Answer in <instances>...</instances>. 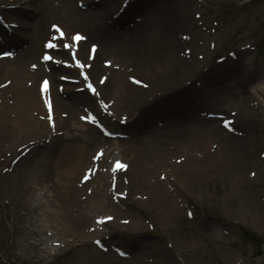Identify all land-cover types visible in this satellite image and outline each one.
<instances>
[{"label":"rangeland","instance_id":"374dc122","mask_svg":"<svg viewBox=\"0 0 264 264\" xmlns=\"http://www.w3.org/2000/svg\"><path fill=\"white\" fill-rule=\"evenodd\" d=\"M146 1L130 13L126 26L134 28L136 25L131 27L134 23L147 20L152 14L154 22L169 19L167 29L173 28V36L162 33L156 42L145 41L142 53L138 54L112 46H103L101 53L118 56L119 63L130 66L131 72L145 84L154 68L164 69L166 73L181 72L179 77L176 76L186 85L177 92L156 99L160 105L168 101L176 103L172 99L177 97L185 98L183 102L186 103L224 108L228 113L235 108V99L244 88L239 89L238 86H245V116L237 117L230 131L218 126L217 122H208L204 131L209 135H202L204 132L196 138H188L184 131H150L146 123L160 115L162 108L159 107L149 112L139 108L141 113L137 111L135 116L146 117L142 119L144 126L141 129L136 121L120 125L108 117L107 125L120 130L124 138H118L119 144L115 145L101 137L99 143L88 147L94 150L101 144L108 146L104 164L117 157L131 159L132 169L127 173L130 187L126 186L130 191L129 201H133L132 195L135 194L147 199H138L137 207L140 209L130 210L123 201H112L108 194L109 179H100L93 182L99 194L91 198L95 201L89 200L85 209L90 210L81 212L82 207L78 203L80 193L76 194L75 202L73 194L66 197L62 193L65 185L61 179L67 175L61 165H64L68 153L63 155L60 150L55 151V145L59 141H68L66 134L50 141L43 135L40 143L44 140L47 148L42 145L34 147L22 156L12 172L4 169L12 156L21 152L18 147L32 145L30 134L17 123L25 113L24 103L14 98L12 92L15 89L24 91V87L10 89L8 92L12 93V98L5 104L16 108L6 113L4 118L12 120L5 125L4 131L10 130L9 134L3 132L0 135V162L4 160L3 170H0V264H264V0ZM172 3L178 6L179 12L185 10V18L182 19L181 14L169 13ZM30 4L38 7L34 12H28L25 19L30 23L36 22L37 29L21 42L15 60L9 59L8 62L13 64L18 55L29 53L20 63L21 71L9 76L12 81L23 83L32 91L43 74L40 71L32 74L34 69L31 65L38 61L50 25L67 20L70 32L84 31L85 27L73 24L74 10L78 9L74 1L72 8L64 0H35ZM105 10L108 12L105 21L109 22L110 14L116 11L111 7ZM3 13L5 11L0 16ZM195 13L201 14L195 22L200 20L207 26L192 25ZM1 28L6 29L0 24ZM22 31L20 27L14 30L15 33ZM10 34L14 36V33ZM183 36L189 40H184ZM90 39L100 44L97 37L91 36ZM178 41L181 44L178 45ZM84 47L86 49L87 43ZM198 47L208 49L196 54L201 58L181 54L183 49L194 53ZM230 51L235 55L230 56ZM220 56L229 61L216 62L215 58ZM170 62L176 64L170 65ZM183 66H186L184 70ZM41 68L44 70L43 64ZM111 75L116 78L120 73L116 70ZM122 82L126 83V80ZM127 86L124 89L127 90ZM189 94L193 95L192 99ZM39 119L44 122L41 131L48 130L45 120ZM65 120L70 129L75 127L77 136L80 135L78 130L86 129L78 117H71L70 113ZM81 140L78 138L76 142ZM177 158H182V161L177 163ZM54 159L61 165L53 163ZM173 166L176 167L175 180L152 183L159 172L168 171ZM107 213L134 219L131 226L122 227L117 231L119 233L108 236L105 241L107 251L99 250L90 239L82 237L48 262L41 260L44 254L42 239L47 232L55 231L62 237L76 236V228L82 220L86 226L93 216ZM144 220L153 224V230L144 224ZM117 225L115 222L109 226L114 228ZM110 246L121 247L128 256L118 257Z\"/></svg>","mask_w":264,"mask_h":264},{"label":"bare ground","instance_id":"6f19581e","mask_svg":"<svg viewBox=\"0 0 264 264\" xmlns=\"http://www.w3.org/2000/svg\"><path fill=\"white\" fill-rule=\"evenodd\" d=\"M20 2V4L18 5V3ZM26 1H31V0H14L13 2H8V1H1L0 5L3 4L7 7V5H15L13 8V14H15V19L14 20H4L5 22H16L18 23L17 26L21 27V29L23 30L22 32H19L17 35V39L12 40L9 39L8 40L11 42L10 43V47H17L21 44L22 41H24V39L29 38L37 29L36 25L37 23H30L29 21H27L25 18L28 15V12H34L35 9L38 7L36 5H32L29 4L27 5V8H22L20 7L21 2H26ZM68 3H71L72 0H65ZM138 1V2H137ZM146 1V0H135V1H130L129 5L127 6L126 9L121 10L119 17L122 18L123 20H126L131 11H134V9H138L142 3ZM117 0H86L85 1V5L86 6H91L92 9H79L76 10L77 12H74V15H79V20L80 21H74V25H78L83 24L86 32L88 33L89 36H94V38H98L100 39V45L101 47H98L95 51V56L94 59L92 61L91 67L88 70V74L91 77H94V80L97 81L96 79V74L98 71H102V69H104V65L103 63V59L101 57V49L103 50V46L104 47H108L110 48L112 47H119L120 50L127 48L130 49L131 51H133V53H142V47L145 44V41L149 40L150 42L154 41H158L160 40V36L162 33H167L166 30V26L168 25L169 19H163L161 21H157L154 22L153 21V16L154 15H150L147 20L143 19L141 22H138L136 24V26L134 28H121L120 31H118V29L123 26V24H121V26H119V28H113L114 24H109V23H103L104 28L101 30L100 25L98 24V22L105 16L104 10L102 9L104 6H111L114 7V5L116 4ZM147 3L149 2V0L146 1ZM155 2V1H154ZM178 3H180V0H178ZM2 5V7H3ZM4 9V7H3ZM5 10V9H4ZM11 9H7V11H9ZM30 10V11H29ZM6 14H8L9 12H5ZM169 13H171L172 15H178L179 11H178V6L175 3L171 4V8L169 10ZM77 22V23H76ZM102 22V21H101ZM69 26H67V20L64 21V29L67 32ZM97 30V31H96ZM43 33V30H42ZM117 33H119L120 35H118ZM126 34V35H125ZM125 35L124 38H122ZM61 52H64L63 50H61ZM29 55V53L24 52L20 57V59L22 60H18L16 61V63H14L13 65L8 64V62L5 61H0V69H2V72L0 73V75H16L17 73H19L21 70L20 68H18L20 66V62L24 61L26 59V57ZM78 55L87 59V55H85L84 53V45L83 43H81L80 49L78 51ZM103 55V54H102ZM116 56V55H115ZM15 65V66H14ZM181 67V66H180ZM18 68V69H17ZM174 69H176V67H173ZM178 68V67H177ZM46 67L45 70H43L41 68V66L37 68L36 71H40V73H47L50 75L51 78V84H50V89L48 92V95L50 94L51 96V100H52V104H53V110L54 113L56 114V117L58 118L59 114L58 112H69L70 113H75L76 110H78L79 108H81L84 105L89 104L91 101H93V97L89 96L87 93L82 94V93H76L75 91L72 90V88L70 87V85L68 84H63L59 78L58 72L61 71L63 68L59 65H51L50 66V70L48 69V72H46ZM184 70V66L182 68ZM164 70V69H163ZM159 70V69H153L152 74L148 75L146 82L148 83V88H150V86L152 87L149 91L144 87V85H142L141 83L139 84H133L131 82H126L124 83L125 85L127 84L128 89H124V86L122 87L121 85H119V81L118 79L112 76V77H107L105 82L103 83V85H97L101 95L108 97V94L112 93L113 95L116 94V96H113V98H115L113 100V104L112 106H119L122 107L123 110H127L128 114H133L135 115L136 111L138 110H134L135 108H137V105L141 104L143 108H141V110H144L143 112H149L151 110H155L158 107H160L161 105L156 101V99H161L159 98V94L165 90L164 95H166V88L170 89L174 84L179 82V75H181V72L179 74L173 73V72H169L166 73L165 70ZM227 70V69H226ZM35 71V72H36ZM66 71H76L74 68L71 69H66ZM136 71H139L136 68ZM165 72V73H164ZM25 74V72H24ZM178 75V77L176 76ZM15 78V77H14ZM113 78L114 81L113 82ZM264 82V81H263ZM116 83V84H114ZM61 84L63 86H61ZM97 84V83H96ZM99 84V82H98ZM264 84V83H263ZM113 85V87H111ZM179 84L176 85V88L178 87ZM18 86H22L23 87V83H20L18 81H12L7 87L0 89V91H4L6 92L8 89H12ZM63 87V89H62ZM121 91L118 90L119 88H121ZM19 88V87H18ZM111 88V89H110ZM23 89V88H20ZM174 90V89H173ZM15 91V90H14ZM119 91V92H118ZM241 93H245L243 91H240ZM39 89H34L31 91H29V89H26V92L23 91V101L27 104H29V102L31 101V105L32 107H34L33 110L30 111L29 114H34L37 116V109L38 111H43V104L41 102V100L37 99V95H39ZM34 99H33V97ZM241 96V97H239ZM244 95L239 94L237 95V99L236 102H240L243 101ZM102 97V96H101ZM157 103V104H156ZM169 103L166 102L164 105H167ZM156 104V105H155ZM127 109H126V107ZM81 106V107H80ZM29 107V106H28ZM133 109V110H132ZM45 111V110H44ZM140 112V111H138ZM141 113V112H140ZM174 113V112H172ZM28 114V115H29ZM195 113H183V119L182 118H175L174 120L169 119L170 121V125H168L167 127H171L173 129H175V131H186V134L188 136V138H196L198 136V134H202V135H206L207 136V132L204 131V127L205 124H201V123H197V124H190L187 127H185L184 125L188 122H191L192 120L191 117H193ZM30 115V116H31ZM33 119L34 124H38V120L36 121L35 117H33V115L31 116ZM24 118H27L26 116ZM146 117L143 118V116H137L136 118V122H137V127L139 129H141L144 126V122L143 120H145ZM143 119V120H142ZM134 121V122H135ZM64 124L62 123V121L59 122V125H64L62 127L63 134H66V136H68V141L64 140V141H59L58 143H56L55 145V151L60 150L59 152L63 155L68 153V157L64 163V165H61L58 161L55 162V159L53 161V163H59L62 167V171L65 172V174L67 176H64L65 178L61 179V183L65 186H63V190L62 193L64 196H69V195H74L75 197V193L77 191H79V189L77 188V186H75L74 182H72L71 179H73V181H75V177L81 173L84 169V166L89 162V157H88V153L90 152L89 147L94 144V143H99L102 139H100V137L98 135H96V130H94L93 127L88 126V125H83V127H86L85 130H78L80 132V135L77 136L74 131H75V127L74 128H69V125L67 123V120H63ZM42 124V123H41ZM189 124V123H188ZM38 127H34L31 132H33L34 134L38 132ZM158 129V128H157ZM155 131H158V130ZM70 132V133H69ZM69 133V134H68ZM157 133H161V131L157 132ZM43 134V133H42ZM101 134V133H100ZM41 135V133H40ZM61 135V136H62ZM209 135V134H208ZM55 137V138H54ZM53 138L56 139L58 136H54ZM83 137L84 139L87 138V141L84 140V142L81 140L80 143H77V139ZM93 139V140H92ZM92 140V142L90 141ZM98 140V141H97ZM109 141L111 142H115V144H119L120 139H110ZM85 142H88L86 145ZM89 146V147H88ZM131 162V161H130ZM132 169V162L128 165L127 169L125 170L124 173H128L130 170ZM69 177V179L66 180V177ZM108 175L103 174V173H97L96 174V178L100 177V178H107ZM89 185V182L86 183L85 185ZM83 226V223H81L80 228Z\"/></svg>","mask_w":264,"mask_h":264},{"label":"snow or ice","instance_id":"6c2138e0","mask_svg":"<svg viewBox=\"0 0 264 264\" xmlns=\"http://www.w3.org/2000/svg\"><path fill=\"white\" fill-rule=\"evenodd\" d=\"M125 2H127V0H125ZM53 27H54V28H57V30L59 31V29H58V27H57L56 25H53ZM61 35H63L62 32H61ZM73 39H75V40H81V39H83V37L80 36V35L77 33V34L74 35ZM47 46H48V47H53L52 44H48ZM65 47L71 48V45L66 44ZM95 49H96V45H92V51H93V52L95 51ZM3 55H4V56H9V55H11V53L4 52ZM44 58H45V59H49V57H47V56H45ZM106 63H110V62H106ZM77 64L80 65V62H79L78 60H77ZM33 67H35V66H33ZM81 75H84L85 80L88 79V77H87L86 74L81 73ZM103 82H104V81L101 80V83H103ZM135 82H136L137 84L141 83L139 80H137V81H135ZM46 84H47V81H45V85H46ZM87 87H88V89H90L91 91H93V93L96 92L95 88H93V85H92L90 82L87 84ZM101 103L103 104V101H101ZM81 119H83V120H87V121H89V122H91V123H93V124L97 123V121H96V117L93 116V115H91V114H86L85 116L81 117ZM228 124H229V121H225V125L227 126ZM101 155H102V151L99 152V153H97V155L94 156L93 159H94V160H98V159L100 158ZM117 166H118V167H121V168L126 167L125 165L120 164L119 162H117ZM88 171H89V172H92V171H94V169H89ZM253 175H254V174H253ZM84 179L87 180V179H88V176H85ZM109 219H111V217H104V218L98 219L97 222H98V223H103L104 220H109ZM125 223H127V222L125 221ZM97 243H99V241H97Z\"/></svg>","mask_w":264,"mask_h":264}]
</instances>
